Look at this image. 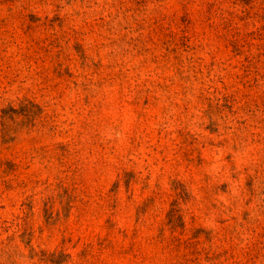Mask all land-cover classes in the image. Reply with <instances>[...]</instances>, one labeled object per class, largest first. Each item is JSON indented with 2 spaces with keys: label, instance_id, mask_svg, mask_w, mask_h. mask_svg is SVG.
<instances>
[{
  "label": "rangeland",
  "instance_id": "374dc122",
  "mask_svg": "<svg viewBox=\"0 0 264 264\" xmlns=\"http://www.w3.org/2000/svg\"><path fill=\"white\" fill-rule=\"evenodd\" d=\"M0 264H264V0H0Z\"/></svg>",
  "mask_w": 264,
  "mask_h": 264
}]
</instances>
